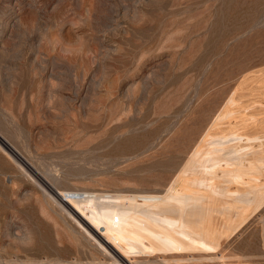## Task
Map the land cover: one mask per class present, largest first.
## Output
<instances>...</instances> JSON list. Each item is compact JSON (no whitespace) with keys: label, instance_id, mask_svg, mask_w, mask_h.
<instances>
[{"label":"rangeland","instance_id":"obj_1","mask_svg":"<svg viewBox=\"0 0 264 264\" xmlns=\"http://www.w3.org/2000/svg\"><path fill=\"white\" fill-rule=\"evenodd\" d=\"M0 264H264V0H0Z\"/></svg>","mask_w":264,"mask_h":264},{"label":"bare ground","instance_id":"obj_2","mask_svg":"<svg viewBox=\"0 0 264 264\" xmlns=\"http://www.w3.org/2000/svg\"><path fill=\"white\" fill-rule=\"evenodd\" d=\"M68 205V204H67ZM69 206V205H68ZM69 208L72 210V208L69 206ZM83 222H85L84 220H83Z\"/></svg>","mask_w":264,"mask_h":264}]
</instances>
